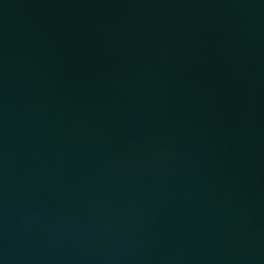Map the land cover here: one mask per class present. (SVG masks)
<instances>
[{
	"label": "water",
	"instance_id": "obj_1",
	"mask_svg": "<svg viewBox=\"0 0 264 264\" xmlns=\"http://www.w3.org/2000/svg\"><path fill=\"white\" fill-rule=\"evenodd\" d=\"M0 264H264V0H0Z\"/></svg>",
	"mask_w": 264,
	"mask_h": 264
}]
</instances>
